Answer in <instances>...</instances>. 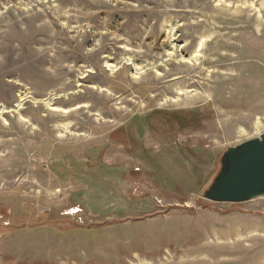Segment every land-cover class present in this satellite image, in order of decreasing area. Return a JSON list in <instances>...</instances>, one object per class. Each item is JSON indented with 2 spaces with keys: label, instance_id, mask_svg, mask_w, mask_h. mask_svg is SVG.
Instances as JSON below:
<instances>
[{
  "label": "rangeland",
  "instance_id": "obj_1",
  "mask_svg": "<svg viewBox=\"0 0 264 264\" xmlns=\"http://www.w3.org/2000/svg\"><path fill=\"white\" fill-rule=\"evenodd\" d=\"M263 132L264 0H0V264H264Z\"/></svg>",
  "mask_w": 264,
  "mask_h": 264
},
{
  "label": "water",
  "instance_id": "obj_2",
  "mask_svg": "<svg viewBox=\"0 0 264 264\" xmlns=\"http://www.w3.org/2000/svg\"><path fill=\"white\" fill-rule=\"evenodd\" d=\"M264 196V132L255 139L228 148L220 158V170L204 199L238 204Z\"/></svg>",
  "mask_w": 264,
  "mask_h": 264
},
{
  "label": "bare ground",
  "instance_id": "obj_3",
  "mask_svg": "<svg viewBox=\"0 0 264 264\" xmlns=\"http://www.w3.org/2000/svg\"><path fill=\"white\" fill-rule=\"evenodd\" d=\"M196 57V56H195ZM218 60H219V58H218ZM192 65V64H191ZM144 72V71H143ZM202 73H200V75H201ZM135 75V74H134ZM166 76V75H165ZM207 78H209V77H207ZM219 78V77H218ZM217 80V79H216ZM191 85V84H190ZM202 87H204V86H202ZM207 92H208V89H207ZM178 93V92H177ZM191 93V92H190ZM182 95V94H181ZM187 95V94H186ZM189 96V95H188ZM193 96V95H192ZM180 97V96H179ZM183 97V96H182ZM203 97V96H202ZM176 99V98H175ZM203 99V98H202ZM175 101V100H174ZM202 101V100H201ZM46 102V101H45ZM179 102H181V101H179ZM178 102V103H179ZM47 106V105H46Z\"/></svg>",
  "mask_w": 264,
  "mask_h": 264
}]
</instances>
